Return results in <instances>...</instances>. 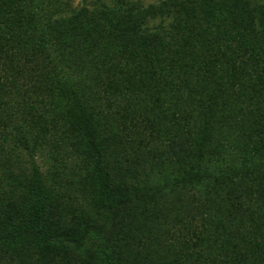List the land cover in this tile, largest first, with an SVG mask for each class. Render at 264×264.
Instances as JSON below:
<instances>
[{"label": "rangeland", "instance_id": "1", "mask_svg": "<svg viewBox=\"0 0 264 264\" xmlns=\"http://www.w3.org/2000/svg\"><path fill=\"white\" fill-rule=\"evenodd\" d=\"M96 1L0 0V144L6 148L14 143L9 132V114L14 109L8 103L11 77L20 80V66L23 84L27 80L44 83L52 79L54 86H50V97L40 114L33 116L31 113L36 111H31L21 117L18 112L12 117L40 122L44 116L52 122L44 137L51 140L52 148L62 152L69 146L61 140L63 128L59 124H70L63 117L69 106L54 88L59 91V87L83 80L96 92L98 105L110 102V122L122 124L119 132L131 125L133 137L129 139L130 133L124 129L120 132L123 140L128 144L134 140L144 149L143 164L132 172L139 174L134 204L126 208L128 214L119 208L106 214L101 211L95 217L100 220L99 228H82L89 248L101 239L100 224L105 221L112 225L113 232L127 223L135 238L149 237L154 257L168 261L196 264L194 255L200 252L209 264H235L234 259L243 258L238 252L246 242L258 244L264 252V121L259 119V111L251 112L250 97L235 85L234 80L239 83L235 68L226 69V86H220L217 96L206 93L203 81H197V91L190 92L184 87L189 82L185 73L198 67V60H192L191 55L181 58L180 72L171 75L151 62L120 54L119 39L115 40L113 34L95 43L71 35L68 20L58 23V19L79 8L93 9ZM102 1L103 5L96 8L99 17L115 27L138 2L167 0ZM25 63L31 64V71L24 69ZM137 95L142 98L136 102ZM54 116L59 120L57 126ZM38 130L43 133L44 127ZM144 131L146 138L138 142ZM66 155L63 153L64 158ZM38 161L46 171V158L39 154ZM66 163L58 172L67 175L72 187H78L83 177L73 172L72 159ZM69 208L64 206L65 210ZM64 220L72 221L70 212ZM61 226L67 227L63 221ZM49 228L57 232L55 237L65 230H58L52 223ZM57 244L53 239L40 245L24 243L20 248L35 260L34 264H54L53 248ZM138 245L127 249V256L126 246L120 245L113 263L130 264L126 257L144 252ZM234 245L239 248L233 252ZM71 252L77 264H106L100 248L92 253ZM252 254L248 257L258 255ZM5 263L12 261L6 259Z\"/></svg>", "mask_w": 264, "mask_h": 264}, {"label": "trees", "instance_id": "2", "mask_svg": "<svg viewBox=\"0 0 264 264\" xmlns=\"http://www.w3.org/2000/svg\"><path fill=\"white\" fill-rule=\"evenodd\" d=\"M138 3L115 27L107 25L108 22L99 17L96 8L103 5L102 0H97L93 9L82 7L70 16L65 15V18L58 19V23L68 20L71 35L89 38L95 43L113 34L115 40L119 39L120 54L131 56L136 61L151 62L171 75L180 72V59L191 55L192 60H198L195 62L198 67L185 73L189 82L184 87L190 92L197 91V81H203L207 86L206 93L217 96L220 86L225 85L226 69L235 68V77L239 81L234 80L235 85L250 97L251 112L259 111V119L264 121V1L167 0ZM204 56L208 62L203 60ZM24 69L31 71V64L25 63ZM17 72L20 80L11 77L12 95L8 103L10 109H14L9 114V132L14 143L6 145V148L0 144V258L5 255L0 264H8L6 259H10L12 264H34L35 260L20 246L32 242L40 245L53 239L58 243L53 248L54 264H77L72 250L84 254L92 253L95 248L103 251L106 264H114V254L122 244L126 246V256L132 245L139 244L137 248L142 246L144 249L142 253L126 257L130 264H188L186 260L178 262L154 257L149 237L135 238L127 229V223L123 229L120 226L117 232H113L112 225L101 222V239L93 248L87 246L82 228H99L100 220L95 218L99 212L106 214L119 208L128 214L126 208L133 203L139 190V174L132 172L143 164L144 149L134 140L130 144L123 140L120 132L124 133V129L130 133L129 139L133 137L131 125L119 132L122 124L117 126L110 122L111 112L107 107L110 102L98 105L96 92L83 80L73 81L65 88L59 87L60 92L58 87L54 88L69 106L63 117L70 124H59L63 128L61 140L66 141L69 148L64 152L52 148L51 140L44 137L49 131L48 125H52L51 121L42 114L40 122H28L25 118L19 121L12 114L20 112L21 117L31 111H36L31 113L33 116L40 114L54 83L51 79L44 83L27 80L23 84L21 66ZM140 98L142 95H137L136 102ZM54 119L57 126L59 120L55 116ZM41 127H44L43 133L38 130ZM146 136L144 131L138 142ZM146 152L150 154L149 150ZM63 153H67L65 158ZM39 154L46 158V171L38 161ZM70 159L74 165L73 172L83 177L78 187H72L67 175L58 172L60 167L68 165L66 161ZM68 205L70 208L65 210L64 206ZM68 212L72 221L66 223L64 219ZM62 221L66 228H62ZM50 223L55 224L58 230H65L55 237L53 234L57 232L50 231ZM197 229L196 226L195 231ZM186 241L189 243L190 239ZM247 243L242 252H238L243 254V258L234 259L235 264H264L261 247ZM237 248L239 246L234 245L232 251ZM251 251L252 256L258 255L248 257ZM194 257L196 264H209L200 252Z\"/></svg>", "mask_w": 264, "mask_h": 264}]
</instances>
